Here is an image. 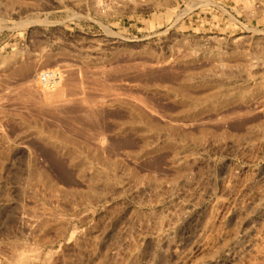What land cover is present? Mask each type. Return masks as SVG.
<instances>
[{
	"label": "rangeland",
	"instance_id": "1",
	"mask_svg": "<svg viewBox=\"0 0 264 264\" xmlns=\"http://www.w3.org/2000/svg\"><path fill=\"white\" fill-rule=\"evenodd\" d=\"M59 254L264 264V0H0V264Z\"/></svg>",
	"mask_w": 264,
	"mask_h": 264
},
{
	"label": "bare ground",
	"instance_id": "2",
	"mask_svg": "<svg viewBox=\"0 0 264 264\" xmlns=\"http://www.w3.org/2000/svg\"><path fill=\"white\" fill-rule=\"evenodd\" d=\"M55 69H57V68H55ZM45 74H48L49 75V77L48 78H46V80L45 81H43V75H45ZM41 76L39 77L40 78V81L42 82V83H44V85H45V87L47 88V89H52V90H54L55 88H56V86L58 85V84H60L61 83V79H62V74H61V72L60 71H58V70H51V71H45V72H43L42 74H40ZM60 89H58V90H56V91H59ZM51 94V96H52V92H50ZM56 94H58L59 92H55ZM62 93V92H61ZM60 93V94H61ZM54 96H56V95H54ZM70 163V165H75V163H74V160L73 159H71L70 161H69ZM96 177V176H95ZM54 260H56V261H58V262H61V263H63V264H67L68 263V261H67V259H65L62 255H58V256H55V258H54Z\"/></svg>",
	"mask_w": 264,
	"mask_h": 264
},
{
	"label": "built area",
	"instance_id": "3",
	"mask_svg": "<svg viewBox=\"0 0 264 264\" xmlns=\"http://www.w3.org/2000/svg\"><path fill=\"white\" fill-rule=\"evenodd\" d=\"M49 77V75L48 74H45V75H43V81H45L46 80V78H48Z\"/></svg>",
	"mask_w": 264,
	"mask_h": 264
}]
</instances>
